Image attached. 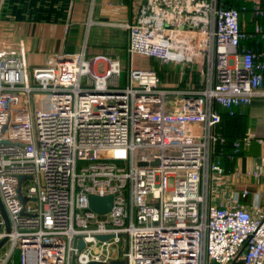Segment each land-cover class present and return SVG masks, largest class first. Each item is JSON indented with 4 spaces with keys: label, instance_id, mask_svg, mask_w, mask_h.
<instances>
[{
    "label": "built area",
    "instance_id": "built-area-1",
    "mask_svg": "<svg viewBox=\"0 0 264 264\" xmlns=\"http://www.w3.org/2000/svg\"><path fill=\"white\" fill-rule=\"evenodd\" d=\"M250 1L264 16V0ZM240 15L223 0H146L124 24L128 66L84 44L30 71L25 53L0 41L5 264L15 251L19 264H264V206L254 215L240 201L247 190L226 202L212 191L229 141L230 158L260 145L246 176L264 185V137L220 130L221 109L235 115L264 96V53L242 46ZM134 54L175 61L182 74L202 57L206 82L163 87L156 69L133 67ZM138 148L150 152L137 158ZM90 195H112L111 210H92Z\"/></svg>",
    "mask_w": 264,
    "mask_h": 264
},
{
    "label": "crops",
    "instance_id": "crops-1",
    "mask_svg": "<svg viewBox=\"0 0 264 264\" xmlns=\"http://www.w3.org/2000/svg\"><path fill=\"white\" fill-rule=\"evenodd\" d=\"M145 2L146 0H1L0 41L23 51L30 71L44 65L52 56L77 52L84 44L87 45L90 56L104 53L117 54L116 57H119L128 44V30L124 24L138 21ZM223 2L227 5L236 4L238 7H235L240 8L241 28L247 33V37L241 41L242 46L257 54L264 53V16L257 19L253 16L250 0ZM257 23L262 26L263 34L254 32ZM122 34L125 37L124 43L120 41L124 39ZM221 112L223 116L220 130L228 137L242 136L248 130L264 137V96H257L250 105L237 107L235 115H230L226 109H221ZM260 152V145L254 141L234 158L220 157L225 176L213 182L215 200L226 202L237 193L241 195L243 190H247L248 195L240 197V201L254 215L261 214L260 206H264V199L259 198L258 192L264 190V185L246 176L247 170L257 165ZM236 172L238 176L234 175ZM12 259L7 263L19 264L17 251ZM231 264L243 262L237 260Z\"/></svg>",
    "mask_w": 264,
    "mask_h": 264
},
{
    "label": "rangeland",
    "instance_id": "rangeland-1",
    "mask_svg": "<svg viewBox=\"0 0 264 264\" xmlns=\"http://www.w3.org/2000/svg\"><path fill=\"white\" fill-rule=\"evenodd\" d=\"M122 36L124 39L120 41L124 43L125 37L123 34ZM120 55L119 57L122 58V60H124V63L128 66L129 56L125 55V51H122V54ZM132 63H133V67L135 68L156 69L161 77V85L166 88H175L181 86L194 87L197 85L202 86L206 82V78L204 74V61L202 57H197L191 63L184 65L183 67L184 74H181L179 72L181 65L176 63L175 61L166 62L158 58H153L140 54H134L132 57ZM36 100H38V95H36ZM149 152H150L149 149L138 148L136 150V157L140 158ZM170 196L171 194L167 193L166 199H169ZM7 250H8V245H5L0 250V263L3 262V259L6 257Z\"/></svg>",
    "mask_w": 264,
    "mask_h": 264
},
{
    "label": "water",
    "instance_id": "water-1",
    "mask_svg": "<svg viewBox=\"0 0 264 264\" xmlns=\"http://www.w3.org/2000/svg\"><path fill=\"white\" fill-rule=\"evenodd\" d=\"M66 58L65 55H61L59 56V59L60 60H64ZM8 141L6 140L5 143H7ZM156 163V162H154ZM141 165L143 164H146V162H140ZM20 183H19V187H18V191H19V198L21 199V201L25 204L26 202V198L24 197L23 193H22V190H21V182L23 179H25L26 177L25 176H20ZM89 205H90V208L98 213H106L108 212L109 210H111L112 206H113V196L112 195H104V196H101V195H90L89 196ZM0 211H1V214L2 216L4 217L5 219V223H6V230L7 232L10 231V222H9V219H8V216H7V213L4 209V206L1 202V199H0ZM110 235H99L98 238L100 239H107L109 238ZM8 240V237H4L1 241H0V250L4 247V245L6 244ZM83 245V243H82ZM243 249V247H242ZM235 262V261H234ZM232 262V263H234ZM112 264H126V262L124 260H113L112 261Z\"/></svg>",
    "mask_w": 264,
    "mask_h": 264
},
{
    "label": "trees",
    "instance_id": "trees-1",
    "mask_svg": "<svg viewBox=\"0 0 264 264\" xmlns=\"http://www.w3.org/2000/svg\"><path fill=\"white\" fill-rule=\"evenodd\" d=\"M227 3V2H226ZM227 5V4H226ZM228 5H231V6H237L238 7V5H236V4H230V3H228ZM123 51H125V55L127 56L128 54H127V48L126 47H124V49H123ZM89 55H91L90 53H89ZM112 57H116L117 56V54H115V55H111ZM230 138V137H229ZM230 150H231V141H229L227 144H225L224 146H222V145H220L219 147H218V149H217V155H221V157L223 158V159H227L226 158V156H228V154H229V152H230ZM243 150V149H242ZM242 150L238 153V155L239 154H242ZM220 152V153H219ZM8 264V263H7Z\"/></svg>",
    "mask_w": 264,
    "mask_h": 264
}]
</instances>
